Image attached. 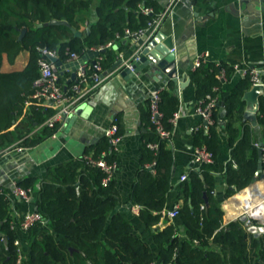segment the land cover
I'll return each mask as SVG.
<instances>
[{"label":"trees","instance_id":"obj_1","mask_svg":"<svg viewBox=\"0 0 264 264\" xmlns=\"http://www.w3.org/2000/svg\"><path fill=\"white\" fill-rule=\"evenodd\" d=\"M91 3L90 0H0V146L15 144L19 148H33L60 128L59 125L52 129L45 127L40 134H31L34 123L42 125L54 113L50 108L44 114L36 105H26L36 93L35 83L41 76L40 48L57 50L58 59L64 64L70 53L83 57L89 50L105 49L102 56L108 55L100 57L98 63L108 70L117 57L107 51V45L118 36H125L126 30L146 29L157 14H143V0H99L97 21L89 25L90 32L84 38L75 37L72 28L80 30L77 15ZM144 6L148 8L152 4ZM52 21H67L71 27L45 26ZM40 24L43 27H39ZM23 29L27 32L20 40ZM23 52L29 53L23 69L1 70L4 55L14 64ZM234 72L225 64L206 62L190 73L198 108H206L208 96L217 100L208 136L200 134L197 138L198 147L209 152L212 159L220 152L218 126L222 112L218 103L225 83ZM71 86L72 83L68 88ZM251 86L250 78L245 77L225 101L223 116L227 119L232 159L226 174V197L254 183L260 150L255 144L264 146V98L259 117L260 139L255 128L243 120V96ZM216 88L219 90L215 91ZM176 89L177 82L173 80L160 89L158 109L161 124L167 131L173 129L174 116L181 109ZM23 116L26 120L20 122ZM151 117V100L148 99V133L144 144L147 165L139 172L132 198L133 203L141 207L140 220L153 229L163 217L167 196L173 188L174 156L168 144L160 142L157 125ZM157 142H160L159 150L149 148V144ZM92 157H102L107 165L114 166L115 147L109 139L103 138L95 146ZM152 164H155L154 172L150 168ZM108 176L105 170L85 164L84 160L48 169L35 201L36 211L49 225L39 226V239L32 242L22 264H264V234L256 237L240 219L225 224L223 203L213 194L216 181L208 173L193 170L183 182L179 222L169 224L153 236L158 254L149 243L134 235L125 217L115 213L120 199L114 178L103 184ZM37 183L36 178H26L18 187L33 189ZM9 211L10 200L5 193H0V234L7 238L6 244L0 236V264H17L19 259L16 231L11 229ZM257 222L253 220L252 224L258 226Z\"/></svg>","mask_w":264,"mask_h":264},{"label":"crops","instance_id":"obj_2","mask_svg":"<svg viewBox=\"0 0 264 264\" xmlns=\"http://www.w3.org/2000/svg\"><path fill=\"white\" fill-rule=\"evenodd\" d=\"M90 1H92L91 6L81 9L77 15V18H80V30H76L83 33L81 38L88 33L89 25L97 21L96 9L99 0ZM252 1L183 0L159 31L164 36H173L175 42L180 44V59L185 64V68L178 69L176 92L181 99V115L171 130L172 145L168 147L174 156L173 188L167 196L163 217L157 226L150 229L143 224L139 218L141 207L133 203L132 198L139 172L147 165L144 144L145 135L148 133L146 114L150 92L166 88L173 80H170L168 75L153 70L151 66H146L137 76V83L133 80H118L116 76L107 80L88 102L92 111L86 124L82 125V119H79L65 131L63 126L56 137L48 138L33 148H19L15 144L7 147L0 146V193H5L10 200L9 219L20 221L23 215L35 211V198L39 194L40 182L45 178L48 169L64 166L72 161L84 160L85 156H92L95 146L106 138V130L115 123L119 127L121 138L115 146L116 164L113 178L116 181L120 199V205L115 213L125 217L131 223L134 235L141 241L149 243L157 254L153 236L169 224L179 222V216L172 219L169 213L181 208L183 182L180 181V177L189 176L193 170L204 171L215 179L213 194L219 202L223 203L225 224L238 220L244 214H249L244 210L250 207L253 201L262 200L264 196V181L261 180L231 197H226L228 189L226 174L232 159L227 119L222 114L218 126L219 154L209 163L196 164V168L190 167L194 153L199 149L197 138L201 135L208 136L211 125L208 123L206 127V121L197 114L198 102L190 73L195 69L197 62L203 58L207 60V63L225 64L235 70L221 92L218 103L220 108L221 102H225L230 93L244 80L245 77L239 70L261 67L264 64V12L252 11ZM146 3L152 4L148 8H152L155 13H160L165 9L168 0H143L141 8L146 7L144 6ZM146 39L147 35L137 39L127 35L118 36L112 42L113 47L108 48L107 51L117 57L114 61L116 63L119 58H129ZM107 55L101 54L99 58H106ZM28 60V52L21 53L14 64L9 63L4 55L1 70L11 72L23 69ZM86 67L91 73L95 70L92 60L88 61ZM110 69L102 68L103 73ZM60 76L65 86L71 84L69 83L72 76L70 69H66ZM180 79L183 80L182 86ZM252 88L253 86L243 96L244 115L248 110H256L258 126L255 130L260 139L262 136L259 117L261 101L264 97H258L256 102L248 100L246 93ZM50 107V110L54 111L53 106ZM43 113L46 114V111ZM25 120L24 116L19 119L20 122ZM244 123L252 126L249 121ZM41 130V125L34 123L31 134H40ZM18 149L23 151L20 152ZM26 178L38 180L33 188V200L30 202L13 194L14 184ZM27 234L20 229L16 230L17 240L23 246L26 245Z\"/></svg>","mask_w":264,"mask_h":264},{"label":"built area","instance_id":"obj_3","mask_svg":"<svg viewBox=\"0 0 264 264\" xmlns=\"http://www.w3.org/2000/svg\"><path fill=\"white\" fill-rule=\"evenodd\" d=\"M183 0H168V3L165 9L157 13L154 16V19L149 22L148 27L139 32H131L130 30H126V35L130 38H140L141 36H146V42L153 40V38L159 33L163 24L166 20L172 17L177 5ZM142 13L145 15H154L155 11L152 8L142 7ZM113 43H109L107 45L108 48H112ZM41 60L39 62L41 69L40 79L35 83L37 87L36 93L26 102V105L29 107L31 105H36L38 109L41 111H46L48 108H51L52 105L54 108V113L50 116L42 125L41 128H55L57 125L60 128L52 135V137H56L60 132L61 128L67 121V118L74 114L75 109L82 104L88 103L96 91L105 84L107 80H110L112 77L114 78L117 74H109L107 76H103V70L101 65L98 63V66L95 67L94 72H90L87 67L81 66L77 80L72 82V86L68 88L65 86L61 80V72L57 67L56 63L51 61V58H59L57 50H50L47 48H40ZM143 48H139L129 59H126L127 67L131 68L132 61H138L140 54L142 53ZM82 57H80L76 53H70L69 58L65 64H70L72 62L80 61ZM207 60L205 58L200 59L195 68L201 66L202 63H206ZM237 71V70H236ZM240 73L244 77H249L252 83V86H261L264 88V64L261 67L249 68L245 70H239ZM112 75V76H110ZM219 90L218 88L215 91ZM149 99L151 100V111H152V122L157 125V131L160 135V142L165 141L168 144V147L172 145V134L171 131H167L163 128L161 124V114L158 109V101L160 100V90H154L150 92ZM209 103L206 108H197V114L203 117L205 121L209 124H213L211 120V114L213 107L216 105V99L208 96ZM180 111L175 114L173 122L175 123L180 118ZM105 136L109 139L112 145L115 147L120 142L121 138L119 136V127L115 123L109 129L106 130ZM160 142L149 144V148L153 150H159ZM255 146L260 150H264V146L256 143ZM18 151H23V149H18ZM105 155V154H103ZM212 161V156L209 152H207L203 148H199L195 151L193 157V163H209ZM85 164H90L93 166H97L102 168L108 173V178L103 181V184L106 185L112 178L113 172L115 170L114 166L107 165L106 161L100 157L99 159H94L92 156L84 158ZM154 165H150L151 170L154 172ZM188 180V175H182L180 177L181 182H185ZM264 181V180H263ZM13 194L22 198L26 202H30L33 200V189H22L18 187V184H14ZM201 208L204 209V205H201ZM249 215V222L256 219H260L261 216ZM169 216L172 219H176L179 216V210H175L169 213ZM258 217V218H257ZM263 220V219H262ZM49 225V221L43 219L39 212L32 211L28 212L22 216L21 220L11 221V229L12 230H22L24 233H28L31 230L42 226L46 227ZM253 225V224H252ZM15 245L19 248V259L17 264L23 263L22 249L20 241H16Z\"/></svg>","mask_w":264,"mask_h":264},{"label":"water","instance_id":"obj_4","mask_svg":"<svg viewBox=\"0 0 264 264\" xmlns=\"http://www.w3.org/2000/svg\"><path fill=\"white\" fill-rule=\"evenodd\" d=\"M252 11H257L258 13L264 12V0H253L252 1ZM259 9V10H258ZM48 25H64L67 27H71V25L67 21H52ZM39 27H43V25H39ZM75 37L81 38L83 33L77 31L72 28ZM27 30L23 29L20 35V40L25 36ZM90 31L88 30V33ZM140 48H143L142 53L140 54L138 61H132L131 68L127 67L126 59L119 58L118 61L113 65V67L103 74V76H107L109 74H117L116 77L118 80L126 79L133 80L137 83V76L142 73L143 69L146 66H151V68L155 71H159L162 74L168 75L169 79H173L174 81L178 78V69L185 68V64L180 59L181 48L178 42H175L173 36H164L162 33L156 35L153 40L148 42H142ZM105 49L100 50H89L80 61L72 62L70 64H64L59 61L57 58H51V61L56 63L59 68L61 74L64 73L66 69H70L72 71V76L69 83H72L77 80L78 71L81 66L86 67L88 61L92 60V64L94 67L98 66L99 56L105 53ZM132 56V55H131ZM130 56V57H131ZM129 57V58H130ZM127 58V59H129ZM181 86L183 80H179ZM263 96L264 97V88L261 86H254L249 92L246 93V98L250 101H257V98ZM222 115H225V102H221L220 104ZM92 107L86 103L82 104L75 109L74 114L70 115L67 118V121L64 125V131L68 126L73 125L78 122L79 119H82V125L86 124V121L91 117ZM244 121H249L254 128L258 126L257 112L256 110H248L245 112ZM205 126H208V122H205ZM262 145V144H261ZM264 152L263 150H259V164L258 169L254 177V183L256 184L261 180H264V166H263ZM191 168H196V165L192 163L190 165ZM200 170V168H197ZM205 200L208 202L207 196L205 195ZM242 222H245L248 226L250 232H252L256 237L264 234V226L252 225L249 222V215L244 214L239 217ZM3 237L4 242L7 244V238L4 234H0ZM74 251V249H71Z\"/></svg>","mask_w":264,"mask_h":264},{"label":"rangeland","instance_id":"obj_5","mask_svg":"<svg viewBox=\"0 0 264 264\" xmlns=\"http://www.w3.org/2000/svg\"><path fill=\"white\" fill-rule=\"evenodd\" d=\"M253 186V185H252ZM264 198V196H263ZM259 217V216H258ZM263 219V220H262ZM258 222V226H264V216H261L260 219H256ZM37 230V231H36ZM35 231H32L27 234L28 239L26 241V245L23 246L21 243V249H22V256L25 259V254H27L29 247L31 246L32 242L36 241L39 239L40 236V227H37ZM24 261V260H23Z\"/></svg>","mask_w":264,"mask_h":264},{"label":"bare ground","instance_id":"obj_6","mask_svg":"<svg viewBox=\"0 0 264 264\" xmlns=\"http://www.w3.org/2000/svg\"><path fill=\"white\" fill-rule=\"evenodd\" d=\"M244 211L254 216H264V198L262 200L253 201L252 205Z\"/></svg>","mask_w":264,"mask_h":264}]
</instances>
